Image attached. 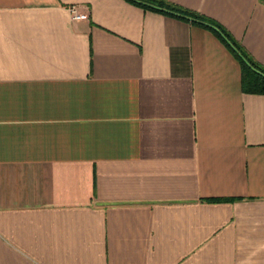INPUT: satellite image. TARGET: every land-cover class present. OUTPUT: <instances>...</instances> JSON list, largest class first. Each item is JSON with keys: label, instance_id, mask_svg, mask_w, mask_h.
<instances>
[{"label": "crops", "instance_id": "obj_1", "mask_svg": "<svg viewBox=\"0 0 264 264\" xmlns=\"http://www.w3.org/2000/svg\"><path fill=\"white\" fill-rule=\"evenodd\" d=\"M161 1L264 68V0ZM242 75L214 31L129 0H0V264H264Z\"/></svg>", "mask_w": 264, "mask_h": 264}, {"label": "trees", "instance_id": "obj_2", "mask_svg": "<svg viewBox=\"0 0 264 264\" xmlns=\"http://www.w3.org/2000/svg\"><path fill=\"white\" fill-rule=\"evenodd\" d=\"M129 1L143 7L144 9L160 12L214 31L241 62L243 69L242 82L245 89L254 93L264 94V68L253 62L243 49L218 24L203 16L166 4L161 0Z\"/></svg>", "mask_w": 264, "mask_h": 264}, {"label": "built area", "instance_id": "obj_3", "mask_svg": "<svg viewBox=\"0 0 264 264\" xmlns=\"http://www.w3.org/2000/svg\"><path fill=\"white\" fill-rule=\"evenodd\" d=\"M69 11L74 20H86L88 18L86 14L79 13L76 7H71Z\"/></svg>", "mask_w": 264, "mask_h": 264}]
</instances>
